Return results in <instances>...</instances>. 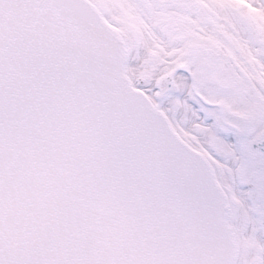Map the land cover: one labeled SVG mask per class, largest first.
<instances>
[{"label": "snow or ice", "instance_id": "obj_1", "mask_svg": "<svg viewBox=\"0 0 264 264\" xmlns=\"http://www.w3.org/2000/svg\"><path fill=\"white\" fill-rule=\"evenodd\" d=\"M0 264H264V0H0Z\"/></svg>", "mask_w": 264, "mask_h": 264}]
</instances>
